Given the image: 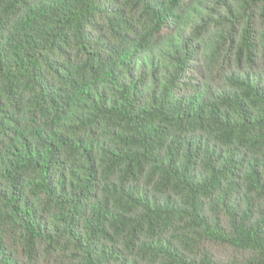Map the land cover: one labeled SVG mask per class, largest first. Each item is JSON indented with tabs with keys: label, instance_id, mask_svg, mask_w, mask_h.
Segmentation results:
<instances>
[{
	"label": "trees",
	"instance_id": "1",
	"mask_svg": "<svg viewBox=\"0 0 264 264\" xmlns=\"http://www.w3.org/2000/svg\"><path fill=\"white\" fill-rule=\"evenodd\" d=\"M0 264H264V0H0Z\"/></svg>",
	"mask_w": 264,
	"mask_h": 264
}]
</instances>
